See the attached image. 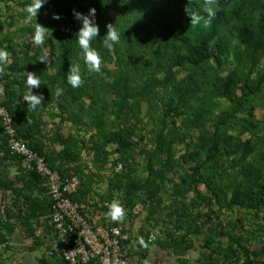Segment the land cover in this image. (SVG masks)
Instances as JSON below:
<instances>
[{
  "label": "rangeland",
  "instance_id": "1",
  "mask_svg": "<svg viewBox=\"0 0 264 264\" xmlns=\"http://www.w3.org/2000/svg\"><path fill=\"white\" fill-rule=\"evenodd\" d=\"M31 2L0 0V48L9 52L0 78L9 81L20 64L39 76L43 83L33 92L44 99L37 145L58 174L78 177L86 199L122 203L130 264H246L231 236L255 264H264V8L249 0L242 38L231 24L191 26L188 14L167 0H49L26 22ZM129 2L154 17L145 16L139 33L125 42L120 36L109 53L102 46L106 25L118 30ZM90 8L100 28L93 42L103 57L100 73L87 70L83 54L61 53L64 20H75L73 9L87 14ZM37 23L51 34L47 64L37 61L41 52L30 39ZM74 64L84 79L75 89L66 83ZM168 79L176 89L164 85ZM11 92L18 107L26 105L25 79L12 81ZM168 101L173 108L165 113ZM256 121L262 125L254 132L249 124ZM217 129L242 141L236 157L244 169H234L223 145L213 144ZM106 130L127 142L102 146ZM2 135L0 129V264H60L49 254L55 232L47 185L11 154Z\"/></svg>",
  "mask_w": 264,
  "mask_h": 264
},
{
  "label": "built area",
  "instance_id": "2",
  "mask_svg": "<svg viewBox=\"0 0 264 264\" xmlns=\"http://www.w3.org/2000/svg\"><path fill=\"white\" fill-rule=\"evenodd\" d=\"M0 118L10 151L46 178L52 200L51 225L55 232L50 256L56 254L65 264H130L129 226L106 217L108 209L104 208L111 202L70 197L79 192L78 177L63 176L51 168L45 157L30 147L27 140L18 137L12 116L1 105Z\"/></svg>",
  "mask_w": 264,
  "mask_h": 264
},
{
  "label": "trees",
  "instance_id": "3",
  "mask_svg": "<svg viewBox=\"0 0 264 264\" xmlns=\"http://www.w3.org/2000/svg\"><path fill=\"white\" fill-rule=\"evenodd\" d=\"M167 1L171 5H175L177 3L178 4L177 10L180 11L182 14H187L189 10L199 11L202 15L204 14L203 13L204 5L203 6L200 5L197 0H167ZM148 2L149 4L151 2L156 3V0H148ZM248 2L249 0H216L218 10H217V15L215 19L212 21L211 27L216 28L219 25L228 26L231 24L234 26V28L240 31L242 38H246L249 28L244 27L242 25L243 20L241 19H242L244 10L246 9L248 5ZM252 4H256L258 9L264 8L261 0H252ZM139 9H140L139 7H136V5L131 2H129L126 6V13L124 15L123 20L119 23V29H118V31L120 32V36L122 37L121 40H123L124 42L127 40H131L133 36L139 33L137 29L141 27V25H143L145 16L146 18L154 17L152 12L145 11L141 13ZM63 27H64V31L62 33V45H61L62 55L64 57H74L76 55L82 54L77 44L76 37H75V34L78 32L80 28L79 24L73 19H67V20H64ZM144 39H145L144 44L147 46L145 47V49L149 50L150 49L149 47H151V42L148 38H144ZM26 67L27 65L25 64L18 65L14 70H12L11 75L8 77L9 81L7 80L5 81L2 78H0V89H2V95L0 97V105L5 107L8 113L12 116L13 126L16 128L18 137H21L27 140L30 147L36 150L41 156L45 157L46 161L48 162L51 168L56 169L51 163V161L49 160L48 153L42 150V148L37 145L36 136L38 133V129L41 127V124L43 122L42 115L39 112L41 107H39L36 111H30L27 107V104L18 107V105L16 104L14 100L15 96L13 92H11L12 81L18 82L19 80L24 79V74L26 73ZM164 85L167 88L171 87V89L177 88V84H174V82H172L169 79L164 83ZM6 95H7V98H5ZM130 95H132V89H127L125 96L128 98V100L130 98ZM168 105L171 106V108L168 107V109H165L164 110L165 113L170 112L173 108L172 102L169 103L168 101ZM181 114L183 113L178 112L176 113V116L171 115L173 117V123H176L175 118ZM261 125H262L261 121H256V122L249 124V127L250 129H252V131H254ZM0 129L3 133L2 140L8 147V138L5 134L4 127L1 122V118H0ZM214 136L215 138H214L213 144L215 146L219 145V143L223 145V147L226 150L228 159L233 160L232 161L233 168L234 169H237V168L244 169L245 164L241 163L240 159L236 157L237 154L243 148L242 141L238 140L236 143V139L230 140L228 138H225L220 132V130L218 129L215 131ZM116 142L123 145L124 143L127 142V140L125 137H122L120 135V132L117 130H111V131L106 130L104 133H102V146H107L110 143H116ZM247 143H251V140L248 139V141H246V144ZM11 154L16 157H20L19 155H16L12 152ZM20 158L23 159L22 157ZM244 158H246V156H244ZM119 165L123 166L124 163L119 162ZM31 171L35 173V176L37 177V179H41L43 180L44 183H46V178L43 175L38 173L35 169ZM61 175L71 177L70 174L66 175L63 172H61ZM78 191H79L78 193L74 195H70V197H72L74 200H83V201H87L88 199H93V200L98 199V198H92V197L86 199L85 198L86 196L83 193V189H81V185ZM105 201H110L112 203L113 199H109V198L98 199V202L100 203H104ZM48 205L50 207V213H51L52 200L49 194H48ZM104 209H108V207ZM123 222L127 223L125 219L123 220ZM129 233H130V239L127 244H129V256H131L132 241H131L130 227H129ZM231 238L233 239V241H235V243H237L243 249L244 256L246 258V264H255V261L250 256L249 250L244 245H242L240 239L236 238L235 236H231ZM59 261H60L59 262L60 264H65L63 260H61L60 258H59ZM44 262H46L45 264H57V263H52L49 260H45Z\"/></svg>",
  "mask_w": 264,
  "mask_h": 264
},
{
  "label": "clouds",
  "instance_id": "4",
  "mask_svg": "<svg viewBox=\"0 0 264 264\" xmlns=\"http://www.w3.org/2000/svg\"><path fill=\"white\" fill-rule=\"evenodd\" d=\"M47 3H49V0H32L30 4H27L25 6V12L27 13L26 22H31L33 18H36L39 10ZM217 10L216 0H204L203 15L199 11L189 10L187 12L190 17L191 26L195 27L202 24L204 28L211 27L212 21L217 15ZM72 14L74 19L80 23V28L75 34V37L79 49L83 54L84 64L89 72L100 73L103 57L100 51L93 47V42L99 37L100 33V28L96 21V9L90 8L87 14L73 9ZM52 18L54 20H60L61 16L54 13ZM106 27L107 32L103 36L104 40L102 46L111 53L120 40V32L114 24H107ZM46 29L47 28L37 23L35 31L30 37L31 43L39 47L41 52L37 61L45 64L50 61L49 51L45 47V44L46 40L48 42L51 36V34L46 35ZM8 61L9 52L6 48H0V71L7 66ZM24 79L28 88V93L25 95L24 101L30 111H36L42 106L44 97L42 94H34L33 90L39 89L43 82L35 73H25ZM66 83L74 89L83 85L84 79L78 64L71 65L70 70L67 72ZM105 215L113 222H122L126 218V210L119 200H113V202L108 205V211ZM139 243L141 246H147L142 237L139 238Z\"/></svg>",
  "mask_w": 264,
  "mask_h": 264
}]
</instances>
